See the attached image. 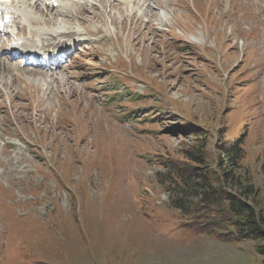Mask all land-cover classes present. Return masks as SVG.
<instances>
[{"label": "rangeland", "instance_id": "374dc122", "mask_svg": "<svg viewBox=\"0 0 264 264\" xmlns=\"http://www.w3.org/2000/svg\"><path fill=\"white\" fill-rule=\"evenodd\" d=\"M54 1L67 12L42 27L44 0L0 8V264H264L258 241L189 233L171 206L190 151L218 188L238 144L264 227V0ZM16 32L70 55L11 58Z\"/></svg>", "mask_w": 264, "mask_h": 264}, {"label": "trees", "instance_id": "16d2710c", "mask_svg": "<svg viewBox=\"0 0 264 264\" xmlns=\"http://www.w3.org/2000/svg\"><path fill=\"white\" fill-rule=\"evenodd\" d=\"M187 154L192 165L187 169L175 170L173 178L181 181L185 186V195L175 197L172 207L179 210L185 220L180 227L192 234H202L224 242H241L246 240L258 241L255 250L264 256V227L263 219L257 214L255 208L248 200L252 195V186L241 184L235 176L233 167L237 166L241 158V148L238 144L223 148L221 158L222 185L217 188L211 184L209 170H201L204 161L203 150L195 148ZM229 168V169H228ZM223 187L225 190H223ZM229 188V190H227ZM202 190L200 203L204 207L195 205L189 199L194 190ZM201 193V192H200ZM189 194V195H188Z\"/></svg>", "mask_w": 264, "mask_h": 264}, {"label": "bare ground", "instance_id": "6f19581e", "mask_svg": "<svg viewBox=\"0 0 264 264\" xmlns=\"http://www.w3.org/2000/svg\"><path fill=\"white\" fill-rule=\"evenodd\" d=\"M2 1H3V3H2ZM1 2H0V6H6V7H10V5H12V3H17L18 4V2H19V4L21 3V1H19V0H2ZM7 1H9V2H7ZM28 1V5H30V6H32V8H34L37 12H40V11H42V9H40V6L38 5V3L39 2H37V0H27ZM11 2V3H10ZM122 2L124 3L125 2V0H122ZM24 3V2H23ZM23 3H21V5L23 4ZM56 1H54V0H47V1H45V3H44V6H45V11H46V14H47V17L44 19V21H40L39 19V21H37V20H35V19H33L31 16H30V18H32L30 21H29V25L31 26V27H42L41 25H39V26H36V25H38L37 23H41V24H43V23H45V24H48V23H50V22H52L53 21V16H55V15H59L60 13H66L67 11L65 10V11H62L61 12V10H59V9H56ZM18 4V5H19ZM41 4V3H40ZM142 5L143 6H145V7H147V6H149V2H148V0H144V2L142 3ZM12 6H14V5H12ZM16 6V5H15ZM86 6V5H85ZM84 9H85V7H84ZM84 9H82V11L83 12H85L86 10H84ZM28 10H26V12H27ZM44 11V10H43ZM7 12V11H6ZM11 12V11H10ZM14 12L15 11H12L11 12V16H13V14H14ZM42 13V12H41ZM8 14V13H7ZM53 14V15H52ZM23 15H25L24 13H23ZM61 15V14H60ZM63 15V14H62ZM6 16V15H5ZM14 18V17H13ZM19 20V19H18ZM8 21H10V19L8 20ZM20 26V25H19ZM28 29H26L25 31H27ZM5 32V31H4ZM22 32L23 33H25L23 30H22ZM28 32V31H27ZM75 31H73V30H70V31H67V33L68 34H73ZM32 34H33V32H32ZM28 35V34H27ZM20 38H21V36H20ZM24 39V42H22V43H20V42H18L17 40H16V42H14L13 43V45L10 47V50L7 52L8 53V55H10L11 57H18V58H20L21 57V54L22 53H25L24 55H31V54H34V53H32V51H33V49H35L36 48V46H37V44L36 43H34V41L33 40H28V39H26V38H23ZM5 42V41H4ZM0 47H3V44H1V42H0ZM20 49H21V53L19 52L20 51ZM8 50V49H7ZM44 50V49H43ZM64 50H65V48H64ZM60 51H63V48L60 50ZM3 54V53H2ZM5 54V53H4ZM42 56H43V53L41 54ZM3 56V55H2ZM42 56H39V54H38V56L37 57H35V59L38 61L39 59H40V57H42ZM8 57V56H7ZM51 59H54V56H52L51 57ZM19 60V59H18ZM24 60V59H23ZM8 62H10V60H8L6 63L4 62L3 63V71L4 72H7V73H9V72H11L13 69H18L19 70V68H18V65L17 64H15L14 66H10V64L8 63ZM22 63V62H21ZM37 65V64H36ZM20 66V65H19ZM24 68H25V66H23ZM30 67V66H29ZM32 67V66H31ZM26 71V70H25ZM29 71V70H28ZM33 72V71H32ZM31 73V72H30ZM15 77V76H14ZM17 77H15L14 79H16ZM20 78V77H19ZM62 80V79H61ZM36 81V80H35ZM36 85H39V83L37 82V83H35ZM41 85V84H40Z\"/></svg>", "mask_w": 264, "mask_h": 264}]
</instances>
